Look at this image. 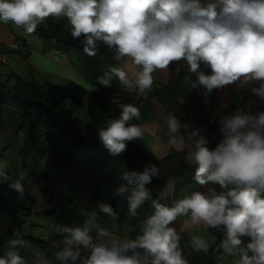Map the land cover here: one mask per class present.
<instances>
[{"label": "clouds", "instance_id": "obj_1", "mask_svg": "<svg viewBox=\"0 0 264 264\" xmlns=\"http://www.w3.org/2000/svg\"><path fill=\"white\" fill-rule=\"evenodd\" d=\"M49 17L66 18L71 37H83L85 54L95 56L98 42L114 50L119 66L98 78L104 87L116 79L128 91L147 98L153 73L184 60L196 76L193 88L210 93L237 81L240 86L254 82L259 86L251 92L264 99V0H0V21L23 26L28 34ZM201 65L211 74H205ZM136 66L141 70L132 71ZM120 109L118 118L107 119L97 130L112 156L125 152L129 142L143 139L145 133V127L130 123L140 118L137 106L125 103ZM164 120L168 143L177 145L179 140L182 149L178 119L168 114ZM219 133L222 139L209 149L208 140L199 130L193 131L196 139L189 160L197 166V184L218 183L226 191L210 197L194 191L171 206L152 200L154 212L142 221L135 239H121L99 223L101 215L113 221L119 218L110 204L100 203L99 212H88L82 224L56 226L57 233L66 235L55 259L60 264H187L180 236L170 225L190 214L191 225L223 231L220 248L229 256L238 254L237 264H264V111L250 114L238 109L223 116ZM7 168L0 161V184L10 182L9 188L23 198V174L14 178ZM159 175L155 164L123 174L131 186L126 198L129 216L140 215L138 209L151 199L146 185ZM126 192L129 187L121 185L116 195ZM243 237L250 238L246 246ZM190 242L195 250L210 247L198 235ZM23 243L9 239L0 264H26L17 250ZM82 248L90 254L82 256ZM43 264L52 261L46 258Z\"/></svg>", "mask_w": 264, "mask_h": 264}, {"label": "crops", "instance_id": "obj_2", "mask_svg": "<svg viewBox=\"0 0 264 264\" xmlns=\"http://www.w3.org/2000/svg\"><path fill=\"white\" fill-rule=\"evenodd\" d=\"M60 19L68 25L66 18ZM44 24L45 22L41 26ZM25 33L11 21L7 23L0 21V52L6 54L7 57V63L0 65V86H4L7 90L11 85L10 83L5 84L4 80L15 76L24 81L35 80L39 84L58 85L69 81L84 88L89 95L97 87H104L98 83L99 77L111 67L119 66V62L114 59V50H110L101 42L97 44L95 56H89L82 51L81 55L69 59L58 52L41 54L39 44L25 40L26 36H23ZM13 42L20 44L19 52L9 49ZM127 63L131 66L130 60ZM188 67L187 63L181 60L172 62L167 70L154 72L153 87L148 92L147 98L138 96L136 92L128 91L116 79L112 81L111 87L105 88L137 95L134 105L140 110V118H134V121L135 124L145 127L144 138L138 139L144 151L158 160L165 158L170 151L185 152L188 166L193 169L197 166L190 163L189 155L192 151V142L196 137L191 136L194 130L190 119L184 116L183 105L187 95L193 89L192 83L196 81V76L188 71ZM201 67L205 74H211L210 68H204L203 65ZM140 70L139 66L132 69V71ZM258 86L254 82L240 86L237 81L222 88L213 89L214 100L209 111L213 124L220 128V119L223 116L233 115L238 109L250 114L264 111V99L251 92V88ZM65 106L82 123L88 122L86 102L80 106L78 111L68 104ZM168 114L174 115L179 121L180 128L177 135L184 138L182 149L178 147L179 140L177 145L168 143L170 133L164 120ZM21 124L22 120L19 116L9 110L0 109V161L7 163V171L14 178L23 174L22 184L25 190L21 198L15 190L9 188L10 182L0 184V241L8 237L9 239L29 238L43 242L47 244L44 250L24 243L23 247H18L17 250L26 264H43L46 258L51 260L52 264H60L55 259L54 253L64 247L63 239L56 237L54 219L43 214L49 208L48 198L43 193L45 183L42 179L46 168L48 147L45 141H42L43 138L39 137L35 150L29 156L25 171L19 172V154L23 145V137L18 133ZM111 173L110 164L105 163L99 164L95 170L85 166L79 168L75 182L74 204L67 209L65 214L67 226L82 224L88 212L93 209L99 212L100 203L109 204L113 199V194L106 183L102 184L101 192L96 200L92 199L91 188L97 180H106ZM177 184V181L173 179L165 187L163 192L168 200H172ZM194 191L210 197L213 193L219 194L226 189L217 191L210 183L203 186L195 183L181 189L175 200L190 196ZM112 207L119 213V218L113 221L106 215H101L99 223L119 238L130 239L132 217L128 215V206ZM189 221L190 214L178 217L170 225L180 236L179 245L187 264H237L238 254L232 256L224 254L210 228L203 224L193 226ZM193 235L205 238L210 247L206 250H195L190 242ZM242 240L243 245L246 246L250 238L243 237ZM140 251L143 253V250ZM89 254L87 250L81 249L82 256L86 257Z\"/></svg>", "mask_w": 264, "mask_h": 264}, {"label": "trees", "instance_id": "obj_3", "mask_svg": "<svg viewBox=\"0 0 264 264\" xmlns=\"http://www.w3.org/2000/svg\"><path fill=\"white\" fill-rule=\"evenodd\" d=\"M14 24V23H13ZM15 25V24H14ZM16 26V25H15ZM26 32L23 26H16ZM35 34L42 45V53L58 52L67 58L81 55L82 40L73 39L70 26L60 18L49 17L43 26L39 25ZM210 75V74H209ZM137 95L115 89L97 87L87 95L84 88L64 81L58 85L39 84L35 80L24 81L13 79V85L7 90L0 86V109L9 110L19 116L22 124L18 129L23 137V145L19 154V172L26 169L31 153L35 150L37 139L42 137L48 147L46 168L42 174L45 183L43 193L48 198L49 208L43 214L54 219V230L57 225H66L65 214L74 204V191L77 173L85 166L95 170L101 163L110 164L112 173L105 181L99 179L91 188L92 199L96 200L101 192V186L106 183L113 194L109 202L111 206L126 205L131 186L122 179L125 172L142 171L146 165L155 164L160 169V175L154 177L149 185L151 199L140 209V215L132 217L130 239L140 234L142 221L153 214L152 200L171 206L176 201L177 193L196 183L194 176L196 168L190 169L185 152L170 151L163 159H155L142 148L139 140L127 144L126 151L112 156L98 138V129L104 127L109 118H118L120 105L134 104ZM214 96L203 87L193 88L187 95L183 105L184 116L189 118L193 130L208 140L209 149H214L222 139L219 127L213 124L209 111ZM84 102L87 106L88 122L82 123L74 116L65 104L80 107ZM130 123L135 124L134 118ZM177 181L172 200H168L163 192L171 180ZM217 191L222 189L219 184L209 182ZM129 187L124 196L116 195L121 186ZM220 244L224 238L222 230L210 229ZM56 237L64 239L66 234L55 231ZM24 244L44 250L47 244L29 238L21 239ZM221 251H223L220 248ZM140 251V250H139Z\"/></svg>", "mask_w": 264, "mask_h": 264}, {"label": "built area", "instance_id": "obj_4", "mask_svg": "<svg viewBox=\"0 0 264 264\" xmlns=\"http://www.w3.org/2000/svg\"><path fill=\"white\" fill-rule=\"evenodd\" d=\"M9 49L13 52H19L21 50V46L20 44L16 43V42H13L10 46H9ZM114 56H115V52H114ZM7 63V57H6V54H4L3 52H0V65H4ZM9 240L8 237L2 239L0 241V249L2 248L4 250V252L6 251V248H7V244L6 242ZM250 240H248L249 242ZM247 242V243H248ZM246 243V244H247ZM130 254V253H129Z\"/></svg>", "mask_w": 264, "mask_h": 264}, {"label": "rangeland", "instance_id": "obj_5", "mask_svg": "<svg viewBox=\"0 0 264 264\" xmlns=\"http://www.w3.org/2000/svg\"><path fill=\"white\" fill-rule=\"evenodd\" d=\"M23 36H26V37H24V39L25 40H28V41H32V42H34V44H39V50H40V53L41 54H43L42 53V45H41V43H38V42H40V40L38 39V37L35 35V34H28V33H25ZM36 41V42H35ZM14 78H17V77H12V76H10V77H7L5 80H4V83L5 84H8V83H10V85L12 86L13 85V79ZM19 79V78H18ZM22 80V79H21ZM87 107V106H86ZM79 108L80 107H77V108H74L75 109V111H78L79 110ZM80 113V112H79ZM86 113V112H85ZM43 142H44V139L42 140ZM103 181H105V180H103ZM3 254H4V250L1 248L0 249V256H3Z\"/></svg>", "mask_w": 264, "mask_h": 264}]
</instances>
